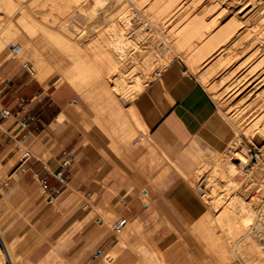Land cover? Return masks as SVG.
Returning a JSON list of instances; mask_svg holds the SVG:
<instances>
[{
    "label": "crops",
    "instance_id": "0c3cea01",
    "mask_svg": "<svg viewBox=\"0 0 264 264\" xmlns=\"http://www.w3.org/2000/svg\"><path fill=\"white\" fill-rule=\"evenodd\" d=\"M44 58L36 65L39 74L49 64L60 74L70 67L58 53L46 52ZM168 67L133 105L150 133L148 149L138 146L136 137L127 140L134 126H121L117 133L120 122L113 109L110 116L116 117L109 126L101 122V130L92 133L86 126L97 127L83 120L78 94L67 83L45 88L32 78L14 73L18 82L11 84L10 79L0 87L1 107L11 113L0 122V153L13 143L26 142L28 146L9 171V181L0 182L5 191L0 194V234L12 263L7 236L18 244L17 239L22 237L18 233L24 234L20 251L33 264L58 260L77 264L96 250L103 255L90 264H152L154 254L148 246L181 244L178 236L169 234L170 230L187 228L181 211L167 200L169 194L164 187H145L143 176H158V181L163 176V180L166 172L161 170L166 156L190 174L205 160L210 148L220 143L218 151L226 150L235 138V130L233 126L230 129L199 82L173 63ZM28 114L36 120L31 123L29 138L23 140L17 125ZM69 153L73 160L63 166ZM59 171L64 173V183L56 178ZM42 180L47 182L46 189ZM82 196L93 198L92 205L85 203L83 212L75 203ZM143 197L149 199L148 204ZM97 210L102 216L116 213L114 222L126 217L120 232L123 236L119 238L120 233L108 227ZM5 221H13L12 235L1 226ZM74 224L75 234L71 231ZM138 227L140 231L136 232ZM113 252L117 258L111 255ZM3 253L0 264H6ZM168 255L169 261L181 259L176 249Z\"/></svg>",
    "mask_w": 264,
    "mask_h": 264
},
{
    "label": "bare ground",
    "instance_id": "6f19581e",
    "mask_svg": "<svg viewBox=\"0 0 264 264\" xmlns=\"http://www.w3.org/2000/svg\"><path fill=\"white\" fill-rule=\"evenodd\" d=\"M3 1L6 3L8 0ZM87 2L89 3L88 10L84 11L82 8L81 10L90 15V20H96V25H94L96 22L91 25L87 19L85 24L82 21L84 26L76 25L78 21L72 20L74 24L70 17H67L70 19L67 22L71 21L69 25L57 19V16L50 21L48 16L51 12L62 13L64 9L69 12L71 7L64 4L65 0H51L50 13L44 8L39 9L33 6L31 8L32 17L30 19L21 18L20 26L26 28L27 36L19 41L16 40L18 31L12 30L13 24L10 21L3 22L0 18V52L3 51L5 54L9 51L13 52V41L22 46L27 42L28 47L24 49L26 46L24 45L21 53H15V55L30 53L31 60L33 59L31 62L37 65L38 62L45 60V54H42L43 52L39 49L45 43V47L51 49V54L58 53V56L63 57L70 64L67 72L63 73L66 81L79 77L95 83L102 80L111 82V92L117 96L119 102L112 108L120 122V130L117 133L120 134L122 127L125 129L127 125L130 128L131 125L134 126L132 133L127 137L128 141L133 140L140 128L144 129V133L147 134V128L133 106L135 98L146 89L149 80L155 74H161L172 64V58L182 57L188 68L203 71L200 72L201 81L209 86V90L212 91L214 99L219 102L221 109L233 120L236 133L241 130L246 132L255 130L264 138V111L258 113L259 108L264 105V88L260 85L264 81V41L261 47L255 44L264 39V32L260 31L264 26V17L261 20L262 27L259 31L254 36V32L252 33L255 37L252 42H246L249 34L245 32L247 28L241 31L255 16L256 11L254 10L257 5L252 4L259 0H87ZM228 2L233 5L231 8L236 11L237 16H241L242 13L246 14L240 19L243 21L246 18L247 23L241 26L238 20L237 22L234 20L226 25L220 21L219 16L225 12ZM85 13L72 10L71 16L75 14L80 17L79 19L85 20ZM85 28L97 34L92 37ZM47 35L62 45L61 47L68 54L60 50ZM259 51L262 52L261 56H257ZM137 53H140L142 57L130 67L129 59L131 55L136 56ZM247 53H251L247 57L254 59L253 63L261 59L254 66L246 68L245 64V67H241L240 59ZM7 55L0 58V64L9 58ZM23 57L26 58V56ZM160 58L164 59L163 63H159ZM78 63L85 64V69L76 75L74 69ZM26 65L28 66V64L24 66ZM242 68L243 71H240ZM61 76L64 78L63 75ZM84 87L86 88V85ZM259 97L263 100L262 105L259 104L261 103ZM123 99L132 102V106H125ZM247 121H249L248 125L241 128ZM238 137L239 134H236L237 140ZM235 145L232 147V158L228 157L226 150L218 151L217 156L210 161L212 173L200 177V180L209 184L208 195L210 196L208 197L211 199H208L211 204L208 203V206L211 205V207H207L208 201L195 195L189 186L183 188L181 191L183 194L177 197V200L179 204L184 202L190 212L195 211L196 216H200L199 222L204 225L206 236L209 238L207 245L218 257L219 264H229L234 258L242 264H264V232L261 230L264 226V197L261 195L264 190L262 192L256 189L257 187L264 188V167L255 164L249 169V177L254 181H259L255 188L250 190L251 193H246V195L237 191L236 188L239 187L237 185L243 177L237 179L236 176L248 166L250 156L247 154V149L240 150ZM258 150L259 153L264 154V144ZM233 160L241 162L238 164ZM174 167L182 179L184 176L196 179L202 174L199 169L188 174L183 169ZM170 179L171 176L168 180L164 178L160 185H168L167 181ZM220 189L226 191L225 195H231L232 198H216L215 193L220 192ZM147 200L149 202V199ZM252 225L257 229H253ZM216 226H220L223 231L227 227L228 231L225 234L235 238V243L219 242L222 236L217 238L214 235ZM135 231L139 232V227ZM254 234H258V239L254 238ZM7 250L12 254L9 245ZM3 254L0 249V261L3 260ZM158 254L156 258L160 264H184L181 259L177 258L169 261L163 252Z\"/></svg>",
    "mask_w": 264,
    "mask_h": 264
},
{
    "label": "rangeland",
    "instance_id": "374dc122",
    "mask_svg": "<svg viewBox=\"0 0 264 264\" xmlns=\"http://www.w3.org/2000/svg\"><path fill=\"white\" fill-rule=\"evenodd\" d=\"M1 1L2 2H0V18L2 19L3 22H9L10 21L11 24H13L12 30L16 29V31H18V34H19V35L17 34V36H16V40H18V41L20 39H22V38L23 39L26 38V36H27L26 35L27 32H25L26 28H24V27L22 28V26H20V22H21V18L22 17H25L27 19H30L32 17L31 8L33 6L39 8V9L40 8L41 9L44 8L46 11H48V13H50V10H51V6H50L51 0H22V1H20V0H8L6 3H4L5 1H3V0H1ZM255 1H257V0H255ZM82 2H84V3H82ZM87 3H88L87 0H84V1L83 0H65L64 4L71 6L69 8L70 11L68 12V10L66 11L64 9L62 11V13H59V12H56V11L54 13L51 12L48 17H49L50 21H53V19L57 16V19L62 20L65 24H68V23L71 24L72 20H74V22L78 21V22H76V25H80V26H81V24L84 26V24L86 22V19H87L88 23H91V25H93L96 22L94 24V25H96L97 21L96 20L95 21L94 20L93 21L90 20L89 19L90 15L88 13L86 14L84 12V11L88 10V8H89L88 7L89 3L88 4ZM257 3H255V4L253 3L252 4L253 6L257 5L255 10H254V12L256 11L255 16L252 18L251 22H248V24H247L248 26H246L245 28H243L241 30V31H244L247 28V31H245V32L247 34L248 33L249 34L247 36L248 39L246 38L247 41L246 40L245 41L248 42V43H250V42H252L254 40V38H255V37H253L254 34L257 31H259V28L262 27L261 20L264 17V0L263 1L259 0V2H257ZM24 4H25V6H24ZM125 4H127V3H125ZM229 4H230V2L227 3V8H226L225 12L221 16H219L221 18L220 21L223 24H226V25H228L230 22H232L234 20H235V22H237V20H238L240 22V23L239 22L238 23L241 26H243L244 23H247L246 22V18L245 19L243 18L245 21L244 20L242 21L240 19L241 16L245 17L246 14L242 13L241 16H237L236 15V11H234L231 8V7H233V5H231V4L229 5ZM77 5H79V6H77ZM252 5L250 7H252ZM5 6H6V8H5ZM81 8L84 11L81 10ZM72 10L78 11L79 13L81 11L83 14L85 13V20L79 19L80 17L78 15H75V14L72 15L73 17H75V18H73L71 16V11ZM77 16H78V18H76ZM67 17L68 18L70 17L71 21L67 22L68 20H70ZM78 19L81 20V21H79ZM82 21L84 22V24H83ZM74 22L72 21V23H74ZM80 22H82V23H80ZM252 23H253V25L254 24L255 25L253 26ZM250 26L252 28H250ZM233 28H231V29H233ZM85 30L89 31V34H91L92 37L97 34V33L95 34V31H92L90 29H86L85 28ZM260 31L264 32V26H263V28ZM252 33H253V36H252ZM23 35H25V36H23ZM47 36L51 39L52 42L56 43V45L59 47L60 50H63L65 53H67L63 49V47H61L62 45L57 43L49 35H47ZM250 38H252V39H250ZM263 41H264V39L262 40V42L258 41L255 44L259 45L257 47H261V45L263 46ZM24 45H26V46L24 47ZM24 45L23 46L20 45V44L18 45V44H16L13 41L12 47H13L14 51L13 52L9 51L8 53H6V54H8L7 56H9V58H8L9 60L7 59L8 60L7 62H4L2 65L0 64V68H1L0 69V87L7 84L6 83V79H12L11 84H13L14 82H18V80L16 79L17 78L16 76L32 78L34 82L42 84L45 88H48L50 85L60 86V84H62V83H67L78 94V99H79V104H80L79 110L82 111L83 120H86L87 123L90 124V125H95L97 128H95V127L93 128V126H86V127L93 133L95 130L98 131V132L101 130L100 125H99V124H101V122H102V124L104 123V127H108L109 126V124L111 123V120H114L115 117H116V116H113V115L110 116V114H113V113H111L113 105L115 104L117 106V104H119L117 96H114L112 94V92H111V85H112L111 82H107L105 80H102L100 82H96L95 83V82H90L92 80H83V79H81L79 77H74L72 79H68L69 81H66L65 80L66 79L65 74H60L59 72H55V70L51 67L50 64H49V68L43 70V72L41 74H39L36 65H34L35 63L31 62V61H33V59L31 60L32 56H30L31 55L30 53H28L27 55H22L21 54V56L15 55V53H21V51L23 50V47H24V49L28 47V43L27 42ZM39 49H40L41 52H43L42 54H45L46 52H51V49H49V47H45V43H43V45L41 47H39ZM260 53L257 56H261L262 52H260ZM6 54L3 51L0 52V58L5 56ZM250 54L251 53H247V55L244 54L242 56V59H240V63L242 65L241 67H245L246 66V68H248L251 65L254 66V65H256L255 63H257L261 59L260 58L255 63H253L254 59L251 60L250 58H248ZM23 56H26V58L23 57ZM141 57H142V55L140 53H137L136 56L131 55V57L129 59L131 61V62H129V65H131L130 67H132L134 64H136ZM165 57L170 58V56H168V55H165ZM243 57H244V59H243ZM245 57L247 58V60H246ZM29 58H30V60H29ZM76 58L77 57H75V59ZM75 59H72V60H75ZM241 60H243V61H241ZM163 61H164V59L160 58L159 63H163ZM245 61H246V63H245ZM71 62H73V61H71ZM172 63H173V65L179 66V68L181 70L187 71L186 73L188 75H191L197 82H199L204 87V89L208 92V94L211 96V98L214 100L215 104L217 105V109H218L219 114L229 124L230 129L232 128V126L234 128L235 126H234L233 120L230 118V116L228 114H226L221 109V106H220L219 102H217L214 99L212 91L209 90L210 89L209 86L206 83H204L203 81H201L202 79L200 78V76H201V73L203 71H200V70L194 71V70H191L190 68H188L186 66V64L184 62V59L182 57L172 58ZM25 64H28V68L29 69L24 66ZM84 65L85 64L80 65L78 63L75 66L74 73L75 74L77 73L79 75L81 72H83L84 69H85ZM13 68H15L14 69L15 71H12ZM246 68H244V69H246ZM240 71H243V68H242V70L240 69ZM14 73H17V74H16V76L13 77ZM61 75H63L64 78H62ZM160 78L161 77L158 74H155L151 78V80H149V82L147 84V87L153 81H158ZM78 79H80V80H78ZM85 85H86V88L84 87ZM87 85H88V87H87ZM260 85H261V88H264V81H262ZM90 86H92V87H90ZM81 92H83V93H81ZM259 100L261 101V103H259V104L262 105L263 100H261V97H259ZM123 104L125 106H129V105L132 106L133 103L130 102L129 100L123 99ZM115 105H114V107H115ZM134 105H135V102H134ZM0 108H1V103H0ZM127 110H124V111H127ZM263 111H264V105L259 108V112L258 113H261ZM248 122L249 121L245 122L241 126V128L246 126V124ZM250 123L252 124L253 122H250ZM234 130H235V136H236V134H239V137H238V140H237V138L233 139V141L235 143L232 141L229 144V146H227L226 154L228 155L229 158L233 157V148L232 147H233L234 144H236L235 146L238 149H240V150L247 149V154L250 156V163L248 164V166L245 168L244 171L239 172V174L236 176L237 179L238 178L242 179V177H243L241 182L237 185L239 187H237L236 190L237 191L239 190L240 192L245 193V194L246 193L249 194V193H251L250 190L252 191V189H254L256 184L259 182L257 180L254 181V179L249 177V173H248L249 169H251L255 164H259L262 167H264V154L259 153V150H258V148L261 147L264 144V138L262 137V135L258 131H255V130H252V131H249V132L241 130L238 133H236V129L235 128H234ZM143 133H144V129L140 128L137 131V133L135 134V136H134V137H136L135 141L139 142L138 146H140V147L143 146L144 148L148 149L149 145L151 143V140L149 139L150 133L149 132H148V134H145V133L143 134ZM140 135H144L145 138L143 140H139L138 137ZM219 144L216 145V146H213L212 148H210L205 160L197 167V169H199V171L202 174H200L196 179H194V178L192 179V177H190V176H189L190 178L187 177V176H184L183 179H182V176H180L177 173L173 163L171 162L170 158H168L167 156L165 157V160H164L165 161V165L162 166V170L161 171L166 172L165 173L166 174L165 180H168V178L170 176H171V178H174L176 180H174V179L171 180L170 179L169 181H167L168 185L163 186V185H160L161 180L158 181V179H157L158 176H149V177L148 176H143V178L145 180L144 181L145 187H147L149 189L150 188H160L161 189V188L164 187L167 190V194H169V196L166 197L167 200H169V202H171L172 204L176 205V207L178 206L177 209L181 211V214H182V216H183V218H184V220L186 222V225H187V228L182 229L181 231H176V232L174 231L173 232L172 230H170V233H169L171 237L178 236L179 237L178 241H180L181 244H175V245L174 244H166V245L162 244V245H157L156 247H155V245L148 246L149 248H151L150 251L156 254V255L153 256L154 260L151 261L152 264H160L159 261H157V259H156V256L159 255L158 253H160V252L162 253L163 252L168 257L169 256L168 254L171 253L172 251H174L175 249L180 252L181 260L184 262V264H215V263L219 264L218 260H217L218 257L211 250L209 245H207V240L209 238L206 236L207 233H206V230L204 228V225L199 222L200 216L199 215L196 216V213H194L195 211H191L190 212L189 211L190 209L185 207L186 205H185L184 202H181L179 204L178 200H177L179 198V196L183 194L180 191H182V189L185 186L187 188L189 186V187L192 188L191 190L195 193V195L201 197V199H203V198H204V200L206 199L205 200L206 202L208 201L207 202V207H211V205L208 206V203L211 204L209 202L210 201L209 199H211V198L208 197V196H210V195H208V191L210 189L209 184L207 182H204L203 180H200V177H202L203 175L212 173L213 169L210 166V161L212 160V158L217 156ZM131 145H133V147H137V146H134V144H131ZM27 151H28L27 143L23 142V143L10 144L3 153H0V164L2 165V166L0 165V182H3L5 184V183H7L9 181V171L17 164L18 160ZM233 161L238 163V164H240V162H241L240 160H233ZM6 162H7V164L3 165ZM203 169H205L206 171H204ZM258 178L259 177H257V179ZM178 179H182V181H180ZM189 180H190L191 183L189 182ZM206 184H208V185H206ZM171 189L172 190H174V189L177 190L178 189V191L177 192H174V191L172 192ZM204 189H205V191H204ZM256 189H259L262 192L264 190V188H260V187H257ZM244 190H246V191H244ZM0 192L3 195L5 194V191L1 187V184H0ZM220 192H216L215 193L216 198H220V197H225L226 198L227 197L226 199H230L229 197H231V195H225L226 191L224 192V191H222V189H220ZM219 194H221V195L219 196ZM204 195H206L207 198L203 197ZM261 195L264 197V192ZM246 198H247V196H246ZM92 199L93 198L86 199V198H84L82 196V197H78L75 200V203H76L77 207H79V209L83 212L84 211V205H85L86 202H89L91 205L93 204V200ZM247 199H249V198H247ZM143 201L145 203H147L148 202L147 197H143ZM191 210H193V208ZM97 213L102 216V213L100 212V210H97ZM190 215H191V217H190ZM91 216H94V212L91 214ZM117 217H118V215H116V213L114 215H107V214L103 213V216H102V218L105 219V221H107V226L110 227V228H112V225H113V223H114V221H115V219ZM83 221H84V219H83ZM1 226L3 227V229H4L6 234H7V232H9V234L12 235V233L14 231V229L12 227L13 226V221L1 222ZM252 227H254L253 229H257V227L255 228V226H253V225H252ZM247 228H249V227H247ZM261 230L264 232V226L262 227ZM71 231H73V234H75L77 232V227H76L75 224L71 227ZM143 231H145V230H143ZM227 231H228L227 227L223 231V230H221L220 226H218V227L216 226L214 228V235L217 238L222 236L220 238L219 242L223 241L222 243H227V241H231V242L235 243V238H232L229 235L226 236L225 233ZM123 234H124V232L120 233L118 235V237L120 238V236H123ZM18 235L22 236V237H19L17 239L18 244L13 243V241L10 240V238H8V236H7V240L10 243V247H11V251H12V254H11V257H12V260H13V263H12V261L8 257V254L6 252L5 243H4V241H3L2 237H1V234H0V246L3 249V251L5 252L6 264H33L27 259V256L24 255V254L22 255V253L20 251L21 249H23L24 246L21 245L19 242L21 240H23L24 234L21 235V234L18 233ZM257 235L258 234H254L253 235L255 239H258ZM111 255L114 258H117L118 254L113 252V253H111ZM84 262H86V261H81V262H78L77 264H83ZM233 262H235L234 264H237V263L238 264H242L240 261H238L235 258H234ZM233 262H230L229 264H233ZM115 263H119V262L116 260ZM39 264H51V263H50V261H48L47 263L45 261H41ZM52 264H65V261L64 260H58V261H56V262H54Z\"/></svg>",
    "mask_w": 264,
    "mask_h": 264
},
{
    "label": "built area",
    "instance_id": "2783aa9c",
    "mask_svg": "<svg viewBox=\"0 0 264 264\" xmlns=\"http://www.w3.org/2000/svg\"><path fill=\"white\" fill-rule=\"evenodd\" d=\"M25 67L28 68V66L26 65ZM29 69V68H28ZM161 75V74H159ZM10 82V79H6V83H9ZM10 110L8 108H5V107H1L0 108V122L7 118L9 115H10ZM36 120V117L34 115H30L28 114L24 119H22L18 125H17V131H19L20 134H22V139L23 140H27L31 134V131H30V126H31V123L34 122ZM25 131V132H24ZM24 132V133H23ZM73 160V156L69 153L67 154V158L66 160L63 162V166H66L68 164H70V162ZM56 178L61 182V183H64L65 181V176H64V173L63 171H59L57 174H56ZM42 187L44 189H46L48 187L47 185V182L45 180H42ZM1 194V192H0ZM127 222V218L124 217L122 219H119L117 220L116 222L113 223L112 225V230L115 232V233H120L125 224ZM102 251L100 250H96L94 251L89 257L88 259L86 260V262H84L83 264H90L91 262H93L94 260H96L97 258L99 257H102Z\"/></svg>",
    "mask_w": 264,
    "mask_h": 264
}]
</instances>
